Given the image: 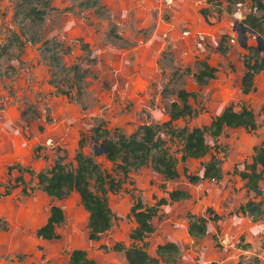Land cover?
Masks as SVG:
<instances>
[{"label":"rangeland","instance_id":"1","mask_svg":"<svg viewBox=\"0 0 264 264\" xmlns=\"http://www.w3.org/2000/svg\"><path fill=\"white\" fill-rule=\"evenodd\" d=\"M81 1L50 0L44 21L34 23L22 19L20 0H0V264H69L76 248L96 264H127L124 252L114 246L134 242L129 236L135 227L132 206L141 200L152 207L173 190H184L190 198L161 206L151 221L154 232L135 244H146L149 255L156 257L159 244L174 242L180 264H264V214L241 212L250 201L264 210V181L262 195L256 196L233 175L264 142V71L255 79L254 92L242 91L249 48L257 47L264 57V36L258 42V35L242 31L250 4L235 6L231 13L226 2L199 6L209 9L210 28L186 45L169 32L160 33L172 19L170 0H98L100 6L89 9ZM184 31L191 35L182 26L178 36L185 38ZM244 37L246 49L241 46ZM153 43L158 47L151 68L144 46ZM51 56L63 68L50 65ZM203 62L215 73L200 86L196 76ZM75 65L84 72L80 85L69 71ZM181 90L192 94L188 104L194 113L174 122L175 128H208L230 105L236 111L246 105L255 113V131L227 128L216 139L205 135L210 155L224 159V178L190 184L184 168L201 176V164L210 155L181 161V143L167 136L163 139L178 161V178L164 180L149 167L125 178L116 173L103 155L101 140L93 142V130L101 128L115 139L119 134L129 137L143 125L162 124L171 103L180 104ZM80 140L85 155L123 181L119 192L107 195L113 222L97 240L88 238V214L76 193L55 200L37 185L36 175L57 161L75 167ZM53 205L61 208L64 221L56 228L57 238L42 239L36 231ZM190 215H217L219 220L209 221L205 235L194 238L187 232Z\"/></svg>","mask_w":264,"mask_h":264},{"label":"trees","instance_id":"2","mask_svg":"<svg viewBox=\"0 0 264 264\" xmlns=\"http://www.w3.org/2000/svg\"><path fill=\"white\" fill-rule=\"evenodd\" d=\"M228 4L227 12L231 13L233 7L243 3L250 4L251 12L246 16L244 24L255 32L256 35L264 36V0H205L206 6H221ZM50 0H20V12L22 19L29 22L40 23L44 21L46 10L50 7ZM83 8L99 7L98 0H84L79 2ZM205 22L209 24V9L199 11ZM18 13H15L17 16ZM249 56L244 58L245 73L242 80L243 94L248 95L255 91V79L264 71V57L261 56L256 47L249 48ZM50 65L61 67L59 58L50 57ZM203 70H200L196 80L200 86L204 85L208 78H213L215 70L205 62L202 63ZM63 68V67H61ZM73 73V81L80 85L84 81V72L78 65L69 70ZM80 90V86H78ZM67 95L66 93H64ZM192 94L181 90L177 97L180 100L173 102L168 111V120L162 124L143 125L137 132L129 137L119 134L115 139L107 138L108 132L101 128L93 130V142L101 140L100 146L106 151L103 152L105 159L114 165V171L124 178L131 171H137L143 167H149L152 171L161 175L164 180L170 181L178 178V161L170 154L168 141L178 139L181 143V161L187 159L201 160L210 155L205 135L208 133L213 139L221 136L227 128H244L248 131L258 129V123L253 110L243 105L241 110L236 111L234 105L224 109L221 115L216 116L208 128L199 129L183 127L175 128L172 124L179 119L192 116L194 113L188 104V98ZM84 142L80 140L75 155V167L69 169L61 161H57L53 167L45 172L36 175L37 185L40 191L47 196L62 200L70 193H76L81 201L82 207L88 214V238L97 240L101 234L107 232L113 222V215L108 206L107 195L117 193L121 190L123 181L116 180L111 174L104 172L100 166L88 155L83 153ZM224 159L217 154H211L208 161L201 164L202 175L188 173L184 168L183 175L190 184H197L201 181L218 182L224 178ZM233 175L240 177L246 182V188L256 196L262 195L261 183L264 181V142L254 148V154L250 162L245 163L244 169L235 168ZM190 194L184 190H173L168 198H161L154 206L146 207L141 200H138L130 210V216L134 219L135 227L130 232V238L135 241H143L150 233L154 232L152 219L156 217L161 206L170 203L185 201ZM243 215H256L261 217L264 214L261 203L248 202L241 207ZM207 213H213L208 209ZM219 216L195 217L189 216L187 232L194 238H200L207 231L209 221L217 222ZM64 221V214L60 207L53 205L50 208L46 223L41 226L36 235L42 239L57 238L56 228ZM131 244L124 247L116 244L114 249L124 252L127 264H180L178 262L179 247L174 242L159 244L156 250V257L149 255L145 245ZM69 264H96L84 249L76 248L69 256Z\"/></svg>","mask_w":264,"mask_h":264},{"label":"crops","instance_id":"3","mask_svg":"<svg viewBox=\"0 0 264 264\" xmlns=\"http://www.w3.org/2000/svg\"><path fill=\"white\" fill-rule=\"evenodd\" d=\"M160 5L161 3L159 4L158 8L156 7L158 10ZM170 5H171L170 12H172L171 13L172 19L168 25H170L171 29H168V25H167V30H166V26L161 28L160 33H162L163 36L164 34H167L166 32H169L170 33L169 36L172 35L174 41H181L180 43L183 42L182 44L185 43L186 45H188V42H192V40H194L196 36H204V33H206L207 28H210L209 24L206 23L202 18V16L199 14V11L201 10L199 6H205L206 5L205 0H171ZM190 17H192L194 21ZM200 19H202L201 21L204 22H202V24L201 23L196 24L195 22L200 21ZM182 26L189 29L191 35H189L187 31H184L188 34L187 37L183 38L178 36L177 34L178 29ZM198 29H203L200 31L202 33L204 31L203 35L198 31ZM170 39L172 40V38ZM156 41L159 42L161 40L157 38ZM152 45L153 47H149L148 44L144 46V49L146 48V50H148L147 53L149 52L148 54H150V58L148 60V66L151 68L154 67L153 65L155 60L154 56L158 44L153 43Z\"/></svg>","mask_w":264,"mask_h":264},{"label":"water","instance_id":"4","mask_svg":"<svg viewBox=\"0 0 264 264\" xmlns=\"http://www.w3.org/2000/svg\"><path fill=\"white\" fill-rule=\"evenodd\" d=\"M241 27H242V31H243V32H248V33L251 34V35H256L255 32H253V31L250 30L249 28H247V27H245V26H242V25H241ZM244 40H245V42H246V41L248 40V37H244ZM257 40H258V42H263V38L260 37V36L257 37ZM241 46H242L244 49H246V48H247V42L244 43V44L241 43ZM260 51H261V49H260ZM101 149H102V147H101ZM103 150H104V149H103ZM105 152H106V151L104 150V153H105Z\"/></svg>","mask_w":264,"mask_h":264},{"label":"built area","instance_id":"5","mask_svg":"<svg viewBox=\"0 0 264 264\" xmlns=\"http://www.w3.org/2000/svg\"><path fill=\"white\" fill-rule=\"evenodd\" d=\"M167 1H168V0H167ZM170 3H171V0H170ZM187 35H188V34H187L186 32L183 33V36H186V37H187Z\"/></svg>","mask_w":264,"mask_h":264}]
</instances>
